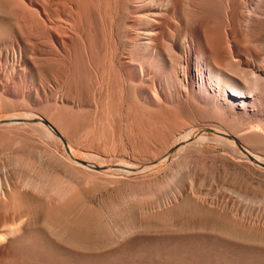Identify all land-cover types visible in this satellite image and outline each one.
Masks as SVG:
<instances>
[{
	"label": "bare ground",
	"instance_id": "1",
	"mask_svg": "<svg viewBox=\"0 0 264 264\" xmlns=\"http://www.w3.org/2000/svg\"><path fill=\"white\" fill-rule=\"evenodd\" d=\"M0 114V264H264V0H0Z\"/></svg>",
	"mask_w": 264,
	"mask_h": 264
},
{
	"label": "rangeland",
	"instance_id": "2",
	"mask_svg": "<svg viewBox=\"0 0 264 264\" xmlns=\"http://www.w3.org/2000/svg\"><path fill=\"white\" fill-rule=\"evenodd\" d=\"M3 116H4V114H0V118ZM33 121L37 122L38 119L34 118ZM204 132L207 133L208 135H214L215 134L214 130H212L211 127H206ZM175 151H176V147L171 150V152H175Z\"/></svg>",
	"mask_w": 264,
	"mask_h": 264
}]
</instances>
